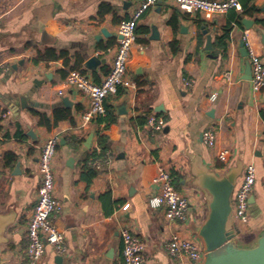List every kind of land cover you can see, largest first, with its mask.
I'll use <instances>...</instances> for the list:
<instances>
[{
  "label": "crops",
  "instance_id": "0c3cea01",
  "mask_svg": "<svg viewBox=\"0 0 264 264\" xmlns=\"http://www.w3.org/2000/svg\"><path fill=\"white\" fill-rule=\"evenodd\" d=\"M141 1L0 0V214L12 218L0 245V264L28 263L27 228L40 185L39 146L56 130L62 134L54 160L62 210L55 223L65 233L66 249L58 253L48 245L41 264H124V226L146 243V264H173L165 249L172 227L149 203L158 190L152 178L166 169L179 179V192L197 206L204 198L206 205L194 183L190 154L218 175L239 161L243 170L255 165L251 219L239 237L247 235L243 242H251L264 229V88L254 92L243 78L248 58L241 50L244 41L264 62V0H241L242 11L221 15L186 13L169 0L157 1L137 22L124 84L106 100L109 114L102 117L107 122H81L89 98L64 79L72 69L96 82L103 79L116 51L118 25ZM238 15L240 23L233 21ZM243 19L251 20L250 27ZM229 23L233 29L223 48L219 36ZM203 24L212 36L211 48ZM45 50L63 57L35 63L37 52ZM94 57L98 60L87 66ZM62 109L73 121H59L51 129L34 114L52 120ZM150 115L164 120L160 131L147 124ZM212 126L230 148L226 163L202 140L203 130ZM101 130L107 147L103 156ZM8 153L16 158L10 161ZM97 159L106 161L97 167ZM195 214L193 206L189 215ZM196 226L190 223L182 234L194 238Z\"/></svg>",
  "mask_w": 264,
  "mask_h": 264
},
{
  "label": "built area",
  "instance_id": "2783aa9c",
  "mask_svg": "<svg viewBox=\"0 0 264 264\" xmlns=\"http://www.w3.org/2000/svg\"><path fill=\"white\" fill-rule=\"evenodd\" d=\"M157 1L159 0H142L130 18L121 20L118 25V42L111 68L100 82H96L90 75L79 69H72L68 72L64 84L89 98V106L80 116L83 124H89L106 115L107 98L117 95L120 87L124 84L128 61L135 42L137 22ZM169 1L186 13L198 12L221 15L231 9L242 11L241 0ZM246 47L247 58L251 66V88L254 92H259L264 88V62L261 55L249 44ZM225 77L230 81L232 71H226ZM185 83L191 86L193 81L186 78ZM59 93L63 94V91L60 90ZM147 124L153 130L160 131L164 125V120L155 115H150L147 117ZM61 135V131L56 130L47 135L39 146L37 167L40 185L27 228V264H41L48 245L52 246L58 253H62L66 249L65 233L55 223L56 216L62 210V204L56 196L54 177V160ZM202 140L214 152L219 161L223 163L228 161L230 148L220 143L216 127L212 126L203 130ZM105 161L97 159L93 164L100 167ZM152 183L158 190L149 198V203L153 208H159L164 212L166 221L172 227L165 242V249L171 262L173 264H203L205 253L200 238L197 236L198 240H196L195 237L184 236L182 231L188 230L190 223H196V225L202 223L207 212L204 198H199L200 202L197 206L190 195L181 193L176 189L174 177L166 169H159L153 176ZM255 183L256 168L253 163H249L245 166L242 172V180L236 186L232 197V220L239 235L247 230L246 227L251 219L250 199L254 193ZM193 206L196 208V214L190 217V208ZM120 237L123 263L146 264V243L127 226L121 228Z\"/></svg>",
  "mask_w": 264,
  "mask_h": 264
},
{
  "label": "water",
  "instance_id": "95a60500",
  "mask_svg": "<svg viewBox=\"0 0 264 264\" xmlns=\"http://www.w3.org/2000/svg\"><path fill=\"white\" fill-rule=\"evenodd\" d=\"M243 23L250 27L252 22L243 19ZM201 28L207 34V48H211L212 36L208 34L204 24ZM102 32L110 35L106 29ZM241 47L242 54L247 57L244 41L241 42ZM96 60L98 58H91L86 65L92 66ZM243 78L251 80L249 60ZM64 101L70 104L68 98H64ZM189 158L194 183L206 199V216L195 228V234L200 238L205 253L203 264H264V229L251 242L244 243L232 220V197L243 171L242 162H237L224 174L218 175L208 169L197 156L190 154ZM253 200L250 199L251 205ZM11 220V216L0 214V245L6 242L4 233Z\"/></svg>",
  "mask_w": 264,
  "mask_h": 264
},
{
  "label": "trees",
  "instance_id": "16d2710c",
  "mask_svg": "<svg viewBox=\"0 0 264 264\" xmlns=\"http://www.w3.org/2000/svg\"><path fill=\"white\" fill-rule=\"evenodd\" d=\"M243 7H244V9L246 8L245 5ZM241 18H242V16H240V15L235 16L233 18V21H235L236 23H240L241 22ZM232 29H233L232 23L227 24L223 28L222 34L219 36V40H220L221 44L223 45V48L226 47V42L229 39V36H230V33H231ZM59 57H63V54H56V52L54 50L38 51L37 55H36V58L34 59V62L35 63H39V62L45 61V60L58 59ZM139 85L141 86L142 83H139ZM34 114L35 115H39V117H40V122H39L40 125H42V126L44 125L48 129H51L52 127L58 125L59 121H62V120L73 121V116H72L71 112L69 110H65V109L56 110L52 120L49 117H47L46 115H44V114H40V113H36V112ZM107 114H109L108 106H107L106 116H107ZM99 119H100V122L101 121H106L107 122L106 118L101 117ZM109 125L110 124H106L105 127L107 128V127H109ZM105 142H106V137H105V135L103 133V130H101V131H99V144H100V146L103 147V152H102V154L100 156H103L105 154L106 149H107V147L105 145ZM98 156L99 155H96V157H98ZM7 158L10 161H12V160H14L16 158V156L13 153H8L7 154ZM173 174L174 173H172V175ZM178 180L179 179L174 178V185L176 184V182ZM175 187H176V185H175Z\"/></svg>",
  "mask_w": 264,
  "mask_h": 264
},
{
  "label": "rangeland",
  "instance_id": "374dc122",
  "mask_svg": "<svg viewBox=\"0 0 264 264\" xmlns=\"http://www.w3.org/2000/svg\"><path fill=\"white\" fill-rule=\"evenodd\" d=\"M195 238H196V240H198V238H197V235L195 234ZM243 238H247V235L245 236V235H243ZM243 238H241L242 240H243Z\"/></svg>",
  "mask_w": 264,
  "mask_h": 264
}]
</instances>
